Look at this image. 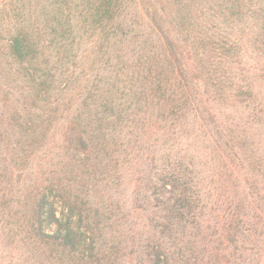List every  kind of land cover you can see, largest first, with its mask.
I'll list each match as a JSON object with an SVG mask.
<instances>
[{
    "label": "trees",
    "instance_id": "16d2710c",
    "mask_svg": "<svg viewBox=\"0 0 264 264\" xmlns=\"http://www.w3.org/2000/svg\"><path fill=\"white\" fill-rule=\"evenodd\" d=\"M0 264H264V0H0Z\"/></svg>",
    "mask_w": 264,
    "mask_h": 264
}]
</instances>
